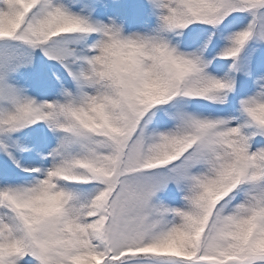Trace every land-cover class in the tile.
Instances as JSON below:
<instances>
[{
  "label": "snow or ice",
  "instance_id": "obj_1",
  "mask_svg": "<svg viewBox=\"0 0 264 264\" xmlns=\"http://www.w3.org/2000/svg\"><path fill=\"white\" fill-rule=\"evenodd\" d=\"M0 264H264V0H0Z\"/></svg>",
  "mask_w": 264,
  "mask_h": 264
}]
</instances>
